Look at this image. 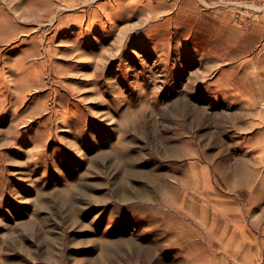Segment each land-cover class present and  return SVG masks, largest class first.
<instances>
[{
    "label": "rangeland",
    "instance_id": "obj_1",
    "mask_svg": "<svg viewBox=\"0 0 264 264\" xmlns=\"http://www.w3.org/2000/svg\"><path fill=\"white\" fill-rule=\"evenodd\" d=\"M0 264H264V0H0Z\"/></svg>",
    "mask_w": 264,
    "mask_h": 264
},
{
    "label": "bare ground",
    "instance_id": "obj_2",
    "mask_svg": "<svg viewBox=\"0 0 264 264\" xmlns=\"http://www.w3.org/2000/svg\"><path fill=\"white\" fill-rule=\"evenodd\" d=\"M10 1V0H9ZM17 2H19V1H17ZM11 3V2H10ZM17 4V3H16ZM19 5H21L20 3H18ZM19 7V6H18ZM16 9H18V8H16ZM15 11V10H14ZM32 11H34V10H32Z\"/></svg>",
    "mask_w": 264,
    "mask_h": 264
}]
</instances>
